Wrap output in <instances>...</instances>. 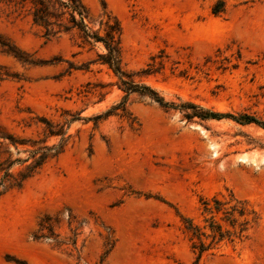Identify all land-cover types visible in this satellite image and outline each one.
<instances>
[{
	"label": "rangeland",
	"instance_id": "obj_1",
	"mask_svg": "<svg viewBox=\"0 0 264 264\" xmlns=\"http://www.w3.org/2000/svg\"><path fill=\"white\" fill-rule=\"evenodd\" d=\"M216 1L82 0L101 35L104 14L118 20L123 79L175 106L264 122V0H223L213 14ZM0 38L34 62L0 48V126L18 142L3 155L10 170L59 143L42 118L66 137L60 153L0 195V264H264L263 128L188 119L189 109L126 94L98 57L101 43L75 31L46 38L25 10L0 4ZM229 194L255 218L241 239L199 255L183 217L204 228L207 244L202 200ZM234 217L230 225L215 215L229 230L242 220Z\"/></svg>",
	"mask_w": 264,
	"mask_h": 264
},
{
	"label": "trees",
	"instance_id": "obj_2",
	"mask_svg": "<svg viewBox=\"0 0 264 264\" xmlns=\"http://www.w3.org/2000/svg\"><path fill=\"white\" fill-rule=\"evenodd\" d=\"M0 4L12 8L13 11L25 10L27 15L30 16L32 24L40 27L43 30V36L46 38L53 37L62 32L75 31L83 42L101 43L105 48V53L98 54V57L119 76L120 83L123 87L122 89L126 94L132 91H139L147 94L162 107L179 108L181 110L189 109L190 111L188 112L184 111V116L188 119L193 117L202 120L209 118H231L239 124H255L264 129V122L254 115L248 113L233 115L230 113L214 112L209 109L201 108L191 102L175 106L172 103L166 102L149 86L145 84H135L131 79H123L122 77L124 76H130L125 74L121 67V27L118 20L110 14H104L105 18L100 22L104 31L103 35H101L99 31L93 30L85 22L87 9L82 0H0ZM224 5L225 3L223 0H217L211 9V12L213 14L223 12ZM0 48L4 53L13 56L20 62L34 64L28 54L19 50L7 40L0 38ZM41 121L46 125L45 131L47 136H59V143L51 146L42 144L33 150H30L28 158L30 159V162L25 166L23 171L16 174L10 170L12 162L3 158V155L8 152V144L15 145L18 142L12 134L6 132L0 126V195L9 189L20 187L22 182L31 177L47 159L54 157L64 148L66 137L63 127L52 125L44 118H42ZM202 205L204 211L211 214L208 220H206L208 222L206 227L210 232L207 236H210L211 238L209 243L205 244L204 241L201 240V237L206 235L202 231L204 228L193 225L189 218L183 217L185 228L191 232L192 236L197 240V242L192 243V248L196 249L199 255L203 251L211 248V243L215 244L223 239H241L245 235L248 224L255 218L253 217V212L248 211L245 203L237 200L232 194H229L226 200H220L217 198H212L210 200L204 199L202 200ZM218 213L223 214L222 220L227 221L230 225L236 220L234 217L235 214L239 218H242V220L238 223L237 229H224L215 219V215Z\"/></svg>",
	"mask_w": 264,
	"mask_h": 264
},
{
	"label": "bare ground",
	"instance_id": "obj_3",
	"mask_svg": "<svg viewBox=\"0 0 264 264\" xmlns=\"http://www.w3.org/2000/svg\"><path fill=\"white\" fill-rule=\"evenodd\" d=\"M244 157H245V156H244ZM244 157H243V158H244Z\"/></svg>",
	"mask_w": 264,
	"mask_h": 264
}]
</instances>
